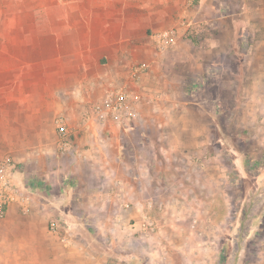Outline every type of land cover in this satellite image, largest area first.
Wrapping results in <instances>:
<instances>
[{
  "label": "rangeland",
  "instance_id": "rangeland-1",
  "mask_svg": "<svg viewBox=\"0 0 264 264\" xmlns=\"http://www.w3.org/2000/svg\"><path fill=\"white\" fill-rule=\"evenodd\" d=\"M81 2L0 0V56H28V36L58 21L71 27ZM257 9L253 18L248 4L241 9L235 32L229 21L220 31L202 22L187 28L180 47L156 50L165 71L134 82L143 108L131 130L87 126L81 113L74 147L58 165L80 168L85 183L65 173L60 190L48 189L18 167L24 201L0 220V264H222V252L223 264H264V9ZM125 187L140 203H130ZM104 188L115 203L84 201L85 192Z\"/></svg>",
  "mask_w": 264,
  "mask_h": 264
},
{
  "label": "crops",
  "instance_id": "crops-1",
  "mask_svg": "<svg viewBox=\"0 0 264 264\" xmlns=\"http://www.w3.org/2000/svg\"><path fill=\"white\" fill-rule=\"evenodd\" d=\"M247 4L250 18L256 17L257 7L264 9V0H196L193 8L188 0H83L74 8L71 27L61 21L40 26L28 36V56H0V162L10 158L27 167L28 182L48 189L56 185L60 190L65 173L85 183L75 165L59 169L57 118L65 116L74 126L86 102L101 98L107 89L162 77L166 64L164 55L155 52L158 34L177 26L180 47L190 25L206 22L220 31L229 21L235 32ZM140 64L149 70L135 80L133 68ZM83 138L76 141L77 149ZM122 192L130 203H140L134 189ZM89 194L83 196L88 203H115L113 191L105 188Z\"/></svg>",
  "mask_w": 264,
  "mask_h": 264
},
{
  "label": "built area",
  "instance_id": "built-area-1",
  "mask_svg": "<svg viewBox=\"0 0 264 264\" xmlns=\"http://www.w3.org/2000/svg\"><path fill=\"white\" fill-rule=\"evenodd\" d=\"M188 1L192 6L196 0ZM178 32L179 28L175 26L158 34L156 36L157 52H165L173 48L177 43ZM148 70L149 66L146 64L137 65L133 68L132 77L136 80L139 78V74L148 72ZM86 104L84 123L87 126L114 124L121 129L131 130L141 116L143 99L142 95L136 92L133 87L123 86L107 89L101 98L90 100ZM66 118L65 116L57 118L59 150L62 154L71 152L74 147L73 137L76 136L73 131L74 127L70 126ZM17 168V164L10 158L0 162V220L5 218L12 204L24 201L20 199V191L15 185V171H17ZM50 230L55 235L59 234V224L52 221Z\"/></svg>",
  "mask_w": 264,
  "mask_h": 264
},
{
  "label": "trees",
  "instance_id": "trees-1",
  "mask_svg": "<svg viewBox=\"0 0 264 264\" xmlns=\"http://www.w3.org/2000/svg\"><path fill=\"white\" fill-rule=\"evenodd\" d=\"M200 37H201V34H200V33H198V32L194 33V34L192 35V39H193L192 42H193L195 45H198L199 40H200ZM222 254H223V257H222V264H223V261L225 260V258H227V254H226V252H222ZM223 258H224V259H223ZM135 264H137V262H136Z\"/></svg>",
  "mask_w": 264,
  "mask_h": 264
}]
</instances>
